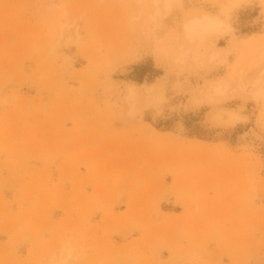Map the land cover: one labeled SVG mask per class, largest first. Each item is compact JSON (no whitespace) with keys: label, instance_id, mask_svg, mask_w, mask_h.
Masks as SVG:
<instances>
[{"label":"rangeland","instance_id":"374dc122","mask_svg":"<svg viewBox=\"0 0 264 264\" xmlns=\"http://www.w3.org/2000/svg\"><path fill=\"white\" fill-rule=\"evenodd\" d=\"M138 2L0 0V264H264V0Z\"/></svg>","mask_w":264,"mask_h":264},{"label":"bare ground","instance_id":"6f19581e","mask_svg":"<svg viewBox=\"0 0 264 264\" xmlns=\"http://www.w3.org/2000/svg\"><path fill=\"white\" fill-rule=\"evenodd\" d=\"M144 1L145 0H139L140 3H143ZM149 1L151 4V7H152V12H148L145 18L143 16V18H144L143 23H142L143 26L141 25L142 26L143 39L145 38L144 40L150 39V37L152 36V32H153V29L155 27V24L158 23L157 19H160V17H158V16H162L163 13H165V11L169 8V3H170V0H149ZM232 1H236V0H229V1L227 0V2H232ZM135 3H137V2H135ZM160 9H163V11L164 10L165 11L163 12ZM219 24H217L215 22V20L213 19V16H211L207 13L203 14V15H201V14L200 15H198V14L197 15L196 14L188 15L182 23V37L188 43H193L196 40H200L201 43L203 44L206 37H208V36L210 37L214 33L216 34L219 32V26H218ZM262 45H263L262 46L263 52H261L262 56L261 55L260 56H261V58L262 57L264 58V44H262ZM187 53H188L187 49L180 46L177 59L180 60V59L184 58L187 55ZM219 53H220L219 49H214L213 51L211 50V52L208 53L209 56L207 55L208 58L206 59V61L207 60L211 61V60L215 59L216 57H218V58H216V61L218 60L219 63L224 62L226 55H227L226 50L223 53V54H225V53L226 54L222 55L220 58H219ZM237 86L239 89H243V85L239 86V84H238ZM137 88L138 87L135 84H130L127 87V91H126V94L124 97V102H125V104H127L129 106L130 109H132L134 101L136 100V98L138 96ZM238 88H237V90H239ZM231 90L232 89L230 88L229 82L224 77H221V78H217V79L212 80L209 84H207V86H205L203 89H200L198 91L200 94L199 96H204L207 98L220 97L222 99H225L227 92L230 91V93H231ZM147 91H149V90H147ZM147 91L145 94L148 96ZM234 91H236V90H234ZM211 116H214V118H218L217 120H220L223 123L225 122L229 125H234L236 123V120H238L237 119L238 116L236 117L235 113L232 110H227V109L224 110L223 112L216 111ZM251 132H252V130H251ZM252 135H254V134H252ZM255 135H257V134H255Z\"/></svg>","mask_w":264,"mask_h":264}]
</instances>
